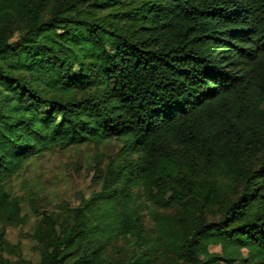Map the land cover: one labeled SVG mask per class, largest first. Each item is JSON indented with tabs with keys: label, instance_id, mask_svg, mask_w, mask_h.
<instances>
[{
	"label": "trees",
	"instance_id": "1",
	"mask_svg": "<svg viewBox=\"0 0 264 264\" xmlns=\"http://www.w3.org/2000/svg\"><path fill=\"white\" fill-rule=\"evenodd\" d=\"M112 139L36 264H264V0H0V251L31 159Z\"/></svg>",
	"mask_w": 264,
	"mask_h": 264
},
{
	"label": "rangeland",
	"instance_id": "2",
	"mask_svg": "<svg viewBox=\"0 0 264 264\" xmlns=\"http://www.w3.org/2000/svg\"><path fill=\"white\" fill-rule=\"evenodd\" d=\"M121 141L112 139L103 143H85L67 149L55 147L53 150L33 157L25 167L8 182L9 191L21 197L24 220L16 226H9L6 232L8 244L0 257L13 263L22 256L26 261L38 263L42 246L33 238L43 211L61 216L67 207H76L81 198L90 197L98 187L93 184L95 155L101 153L104 162L115 158ZM163 212V209L151 206ZM144 220L148 227L154 222L147 211ZM136 245L133 240L117 236L107 241L101 253L103 264H123L134 261ZM164 260L159 255L156 263ZM2 264V262H0ZM137 264V263H133Z\"/></svg>",
	"mask_w": 264,
	"mask_h": 264
}]
</instances>
